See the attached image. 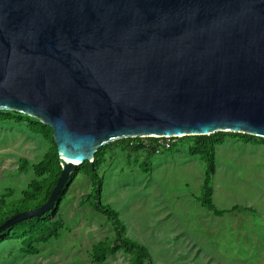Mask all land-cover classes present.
<instances>
[{
    "label": "water",
    "instance_id": "1",
    "mask_svg": "<svg viewBox=\"0 0 264 264\" xmlns=\"http://www.w3.org/2000/svg\"><path fill=\"white\" fill-rule=\"evenodd\" d=\"M0 111L49 126L61 167L0 233L111 142L264 139V0H0Z\"/></svg>",
    "mask_w": 264,
    "mask_h": 264
},
{
    "label": "rangeland",
    "instance_id": "2",
    "mask_svg": "<svg viewBox=\"0 0 264 264\" xmlns=\"http://www.w3.org/2000/svg\"><path fill=\"white\" fill-rule=\"evenodd\" d=\"M173 147H159L144 171L143 150L137 155L122 143L111 142L102 155V202L117 211L125 235L150 252L153 264H264V141L244 142L226 137L216 148L212 201L217 216L202 207L198 196L205 163L177 139ZM147 148L148 141L139 142ZM50 144L32 133L26 122L0 120V199L22 198L35 178L32 165ZM29 161L25 171L20 160ZM91 181L79 174L59 214L64 228L38 253L23 252L18 239L0 245V264H95L92 246L114 241L106 217L83 200ZM247 209V210H246ZM105 264H129L130 255L118 251Z\"/></svg>",
    "mask_w": 264,
    "mask_h": 264
},
{
    "label": "trees",
    "instance_id": "3",
    "mask_svg": "<svg viewBox=\"0 0 264 264\" xmlns=\"http://www.w3.org/2000/svg\"><path fill=\"white\" fill-rule=\"evenodd\" d=\"M0 120L16 123L26 122L28 129L32 133L41 135L51 145L43 158L32 165L35 178L22 191V198L12 203H7L4 198L0 199V224H2L15 214L36 209L44 204L57 183L61 173V167L59 165L57 148L53 140V130L49 126L44 125L35 118L10 111H0ZM226 137H237L244 140V142L264 141V139L255 136L229 132H216L207 136L173 138L186 143L190 153L199 156L205 163V175L198 200L202 207L217 216H222L227 210H220L213 203L211 179L216 170V148ZM142 139L148 141L147 148L140 146L139 142ZM157 141V138H130L115 142L122 143L124 148L127 149L128 155H131L133 152L138 155L143 150L140 154H142L144 161L140 164V168L146 171L151 159L155 156L159 148ZM109 146L110 144H107L97 150L93 163L84 162L77 166L76 170L71 173L62 187L52 210L41 216L18 222L1 232L0 245L12 239H18L22 245L23 252L36 254L38 253L37 244H48L53 238L58 237L60 230L64 228L59 214L60 206L65 201L75 178L79 174H84L91 181V191L89 194L83 195V200L88 202L94 211L102 213L115 232L114 241H103L92 246L91 257L93 262L95 264H105L104 262L108 255L113 256L118 251H122L130 255L129 264H153V258L148 249L125 235L126 228L121 222L117 211L110 205L102 202L103 179L100 174V166L102 163V155L107 152ZM20 162V170L25 171L29 161L22 158Z\"/></svg>",
    "mask_w": 264,
    "mask_h": 264
},
{
    "label": "built area",
    "instance_id": "4",
    "mask_svg": "<svg viewBox=\"0 0 264 264\" xmlns=\"http://www.w3.org/2000/svg\"><path fill=\"white\" fill-rule=\"evenodd\" d=\"M173 138H178V137H159L157 138V144L159 147L164 148V149H170L173 144L169 143L170 140H174Z\"/></svg>",
    "mask_w": 264,
    "mask_h": 264
},
{
    "label": "bare ground",
    "instance_id": "5",
    "mask_svg": "<svg viewBox=\"0 0 264 264\" xmlns=\"http://www.w3.org/2000/svg\"><path fill=\"white\" fill-rule=\"evenodd\" d=\"M73 165H77L78 162H76L75 160H72V159H68Z\"/></svg>",
    "mask_w": 264,
    "mask_h": 264
}]
</instances>
